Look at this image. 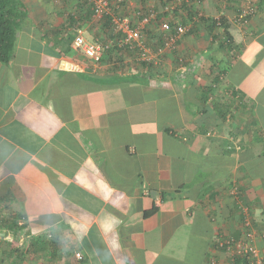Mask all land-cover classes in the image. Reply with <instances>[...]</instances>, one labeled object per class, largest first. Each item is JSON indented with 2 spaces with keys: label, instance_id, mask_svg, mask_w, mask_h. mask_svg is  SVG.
<instances>
[{
  "label": "crops",
  "instance_id": "1",
  "mask_svg": "<svg viewBox=\"0 0 264 264\" xmlns=\"http://www.w3.org/2000/svg\"><path fill=\"white\" fill-rule=\"evenodd\" d=\"M16 1L0 264H229L219 239L264 227V0H143L179 2L187 31L153 68L123 71L72 48L101 38L90 3Z\"/></svg>",
  "mask_w": 264,
  "mask_h": 264
},
{
  "label": "built area",
  "instance_id": "2",
  "mask_svg": "<svg viewBox=\"0 0 264 264\" xmlns=\"http://www.w3.org/2000/svg\"><path fill=\"white\" fill-rule=\"evenodd\" d=\"M90 2L92 18L101 23L104 17L109 16L111 35L117 34L118 46L137 50L142 61H153L167 49H173L177 40L187 31V27L184 25L172 24L173 17L171 16L179 2L167 3L161 10L151 5L146 7L144 11L134 10L135 18L121 16L120 5L122 0H90ZM115 9L118 10L117 13L113 12ZM248 12V10L244 11L241 16L245 18ZM163 14H167L166 18L161 17ZM154 28L159 31L161 44L147 36V31ZM72 48L91 62L98 63L102 58L103 47L100 43L85 40L81 32L74 36ZM106 48L108 47L106 46ZM246 226H251L250 221H245L241 229ZM250 230V232L244 233L233 246L226 242L228 251L231 255L235 253L242 256L247 255L248 264H264V229L257 230L250 227ZM259 241L263 243V248L258 246ZM76 257H79L78 253Z\"/></svg>",
  "mask_w": 264,
  "mask_h": 264
},
{
  "label": "trees",
  "instance_id": "3",
  "mask_svg": "<svg viewBox=\"0 0 264 264\" xmlns=\"http://www.w3.org/2000/svg\"><path fill=\"white\" fill-rule=\"evenodd\" d=\"M137 2L136 5L134 6L135 11H144L147 5L144 6L143 0H122L121 5H120V13L121 16H128L131 18H135V14H132L130 16V12L132 11V7L129 6L130 2ZM84 3H90V10H91V2L90 0H83ZM142 3V4H140ZM142 5V6H141ZM187 5V4H186ZM185 6V5H184ZM23 6L19 4L18 1L16 0H0V60L1 61H7L11 55H12V49H13V42H14V36L16 32V24H19L22 22V18L17 15V10L22 9L23 11ZM175 10H173L174 13ZM196 12V10H194ZM114 13L118 12L117 9L113 11ZM92 13V10H91ZM197 13V12H196ZM89 14V13H88ZM88 14L82 16L86 17ZM167 14L161 15L162 18H166ZM160 18V17H159ZM84 19L79 18L78 20H74L73 18H70L68 22V26L75 25L79 26L77 23H82ZM110 17L106 16L102 19L101 22V38L98 40L97 43H100V45L103 47L102 50V58L98 63H94L84 58L89 61L91 64L98 66V68H101L103 63H110L113 64L112 66H107L110 71L111 69L117 71H123V70H131L132 69H137L138 67H152L154 66V63L152 61L146 62L142 61L140 59V55L137 50H130L128 48H121L118 46L117 39L118 36L117 34L111 35V27H110ZM159 21V20H158ZM205 23H209L210 25H223L222 19L219 18L217 20L213 19H204ZM226 28L223 27V31L225 34L226 33ZM229 40H231V37L227 34L226 35ZM157 43L160 42V40H156ZM93 42V41H92ZM160 42L159 44H161ZM106 46L108 48H106ZM165 52L161 55L164 56ZM250 227H254L253 223H251ZM250 227L246 226L244 229L242 228L240 233H239V238L244 234L250 232ZM241 228V227H240ZM255 228V227H254ZM256 229V228H255ZM261 229H264L261 228ZM260 228H257V230H261ZM239 238H230L224 240V242L219 239L218 243L216 244L217 248L222 249L224 252H226L229 256V264H248V257L242 256L240 254H234L231 255V253L228 251V244L226 242H229V245H234ZM210 264H217L215 261L211 262Z\"/></svg>",
  "mask_w": 264,
  "mask_h": 264
},
{
  "label": "rangeland",
  "instance_id": "4",
  "mask_svg": "<svg viewBox=\"0 0 264 264\" xmlns=\"http://www.w3.org/2000/svg\"><path fill=\"white\" fill-rule=\"evenodd\" d=\"M136 3H137V2H133V1H132V2H130L129 6H130V7H134V6L136 5ZM19 4H20V3H19ZM20 5H21V4H20ZM85 37L87 38V37H89V36H88L87 34H85Z\"/></svg>",
  "mask_w": 264,
  "mask_h": 264
}]
</instances>
